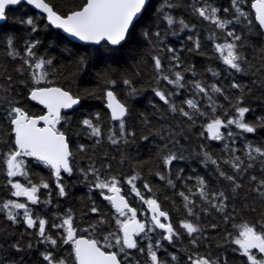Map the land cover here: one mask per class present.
<instances>
[{
    "label": "trees",
    "instance_id": "trees-1",
    "mask_svg": "<svg viewBox=\"0 0 264 264\" xmlns=\"http://www.w3.org/2000/svg\"><path fill=\"white\" fill-rule=\"evenodd\" d=\"M45 1L61 14L75 10L84 2ZM205 3L219 9V17L232 18L231 0H149L135 20L134 29L117 46L104 41L91 45L74 42L49 25L42 14L24 3L6 9L5 21L0 23V205L8 200L27 203L34 219L39 217L47 221L46 234L56 239L57 245L41 242V238L35 234L38 229L28 228L23 223V210H13L20 213L17 217L19 222L13 223L6 217L7 210L0 207V264H47L41 255L46 251H51L57 259L64 258L68 264H73L71 245L63 243L65 229L52 226L60 224L69 211L75 226L81 230L79 235L97 239L101 245L105 244L103 238L109 233L122 237L116 224L118 213L111 203L101 196V191L108 195V190H100L94 186L97 174L102 179L116 176L122 194L130 207L136 209L137 220L150 222L148 205L136 196L132 185L127 183L129 177L137 176L134 181L136 188L145 199L157 200L161 209L169 214V219L165 221L162 218V221L172 223L180 233L179 238L172 242L161 239L165 233L159 229L134 237L144 251L129 249L126 250L127 256L120 253L122 264H151L147 254L149 243L153 245L157 256L168 264H189L187 258L192 253L218 258L221 264H224V261L227 264H248L246 257L239 251H233L238 246L231 243L228 233L235 235L232 223H256L264 220V198L253 191L258 186L257 182L264 179V163L260 159L249 161L245 155L246 144L251 143L254 147L264 146V128H258L254 133H244L235 125L222 127L221 133L225 136L228 131L237 135L216 141L208 138L205 125L217 116L226 120L236 115V101L241 96L243 100L240 106L251 109L245 114L248 121L264 117V38L250 7L251 0H242L241 7L250 14L252 25L249 26L248 21L242 19L240 23L226 25L224 30L216 28L211 21L204 20L193 11V6L203 7ZM166 4H172L173 7H166ZM225 8L230 11L225 13ZM167 15L174 18L175 22L171 26L165 20ZM28 18L34 20L37 31L33 32L30 26L21 23ZM180 20L188 27L182 28ZM228 30H234L242 37L239 43L243 47L240 50L247 61L243 64V72H236L224 65L219 59V53L215 52L214 43L231 39L226 35ZM157 32L160 33L159 38L155 35ZM213 33L215 39H209ZM190 36L192 40L188 39ZM9 37L13 39L19 56L8 55L13 51L6 43ZM197 39L200 43L199 49L195 48L194 41ZM35 41L39 42L35 49L37 56L53 60L47 79L41 81L38 86H60L70 90L74 96H79L80 102L71 110H63L61 114L64 118L56 125L65 133L73 153L72 174L61 171L66 194H58L53 170L30 157L23 158L28 176L11 178L26 187L29 186V180L37 185L48 183L49 188L41 187L37 192L40 202L32 204L22 196L12 195L14 189L8 183L3 154L13 147L14 140L7 117L10 107L8 101L23 108L31 116L45 113L43 106L29 98L30 88L37 86L30 78V70H17L24 65L26 42ZM168 48L175 49V53L168 52ZM174 54L179 58L178 64L172 60ZM155 56L161 58L163 75L174 79V72H181V83L185 87L178 88L158 79L161 74L154 67ZM81 59L83 63H79ZM213 72L217 75H213ZM124 79H129L131 86L124 85ZM193 81H200L206 88L216 84L222 91L215 93L209 89V95L212 97L210 101L207 96L193 89ZM233 82L241 87L232 88ZM132 89H135L134 93ZM154 89L173 93L169 97L170 102L190 113L193 110L184 101L194 99L206 115L197 114L193 124L179 111L172 112L169 106L155 95ZM108 90L113 91L129 110L125 118L126 134L122 138L119 121L111 119L106 107L105 93ZM84 119H90L94 125H98L102 135L93 136L91 129L82 124ZM202 132L204 135H201ZM112 134H115L113 138L118 139L115 145L109 139ZM225 143L229 145L228 149L225 148ZM81 146L84 150H81ZM233 148L237 149L234 154L230 151ZM205 152L217 160L220 170L235 176L242 187L233 193L231 182L219 176L217 165L204 162ZM169 154L183 158L164 165L163 157ZM232 155L240 156L244 161L242 171L234 170L230 164L224 163ZM248 163L252 164L251 168L246 167ZM89 169H95L96 174ZM161 176L164 179H161ZM252 176L257 177V182L251 181ZM198 177L204 178L205 190L209 194L223 190L228 195L229 199L225 201L226 211L231 217L228 223L223 219L224 213L217 211L201 198ZM169 180L172 181L171 185L168 184ZM145 184L149 185L151 191L144 188ZM180 192L189 195V206L192 207L194 215H189ZM93 207L98 209L96 213L91 211ZM204 208L208 211H204ZM182 220H188L200 228L201 231L194 234L197 238L195 245L190 243L192 237L181 228ZM90 225L94 226V230ZM212 225L216 227L213 228ZM85 229L88 231H83ZM115 235L110 239L113 245ZM156 240H160L159 247L156 246ZM14 244H19L22 250H15L12 247ZM29 244L32 245L30 248ZM108 250L119 251L115 246ZM170 253H175L178 259L173 261ZM256 255L259 254L256 252Z\"/></svg>",
    "mask_w": 264,
    "mask_h": 264
},
{
    "label": "snow or ice",
    "instance_id": "snow-or-ice-1",
    "mask_svg": "<svg viewBox=\"0 0 264 264\" xmlns=\"http://www.w3.org/2000/svg\"><path fill=\"white\" fill-rule=\"evenodd\" d=\"M147 0H84L81 6L75 10H71L66 14L58 13L54 10L53 6H50L45 0H27L29 5H34L35 8L41 9L47 14V21L49 25L54 26L58 29H63V31L70 36L77 38L80 41L86 43L100 44L102 41L107 42L109 45H120L122 41L130 34L131 30L135 27V18L145 9ZM21 0H0V20L6 18V9L12 5H18ZM242 0H231L232 8V18L225 19L218 16V11L216 7H213L207 3L203 7L193 6V11L198 13L200 17L204 20L211 21L216 28L224 30L226 25L233 24L234 22L240 23L243 20L248 21V25H252V19L248 12L244 11L241 7ZM166 7H173L172 4H166ZM250 7L254 10L255 21L258 22L259 29L264 32V0H251ZM225 13H228L230 9H223ZM165 20L168 25L174 24V18L171 15L165 16ZM22 24H26L31 27V31H37V27L33 19L28 18L21 21ZM182 28H187L188 25L185 24L183 20H180ZM147 35V34H145ZM156 37H160V33H155ZM227 37L230 40H225L223 43H214L215 52L219 53V59L224 65L228 66L230 69L236 72H243V64L247 63L243 52L240 50L243 45L239 42L242 37L237 35L234 30H228L226 32ZM192 40L190 36L188 38ZM209 39H215V33L209 37ZM9 47L13 48V51L9 52L10 56H19L20 53L15 50L13 45V39L9 37L6 41ZM195 48H200L199 40L194 41ZM39 42H26L24 49V65L21 66L18 71L30 70V78L33 82L34 87L29 90V96L31 100L38 101L40 104L44 105L47 112L40 116H31L29 113L19 106H15L11 101H8L10 107L7 111V117L9 124L11 125V132L14 135V140L12 141L13 147L7 153H4L3 163L6 165V174L9 177L8 183L11 185L14 191L12 195L15 197L24 196L27 201L32 204H37L40 202L37 192L39 188H49L48 183H41L40 185L33 184L28 181L29 186H24L19 181H14L13 177L18 176H28L26 170L25 157L34 158L36 161L43 163L45 166L50 167L53 170V174L57 181L58 194L64 196L66 194L65 187L61 180V171L68 173L69 175L73 172V167L71 164V158L73 153L69 149L68 141L66 140L65 133L60 131L56 125L64 118L61 114L62 109H70L74 105L80 102L79 96H74L70 90H64L59 87H39L41 81L47 79L49 75L48 69L53 65L52 59H47L45 57H38L35 49L37 48ZM193 49H189L192 51ZM168 52L175 53V49L168 48ZM154 67L158 73V79H163L169 84L175 85L178 88H183L185 85L181 83L183 80V75L179 71L174 72V79H170L168 75H163L162 61L159 56L153 57ZM172 60L179 63V58L174 54ZM83 59L79 63H83ZM24 66H27L25 69ZM264 67V65H262ZM211 71V69H210ZM213 75H217L213 72ZM109 83H115V81H109ZM131 81L129 79H124L123 84L126 86H131ZM192 87L196 92L202 93L211 101L212 97L209 95V89L211 92L220 93L222 89L216 84H211L206 88L201 84L200 81H193ZM232 88H240L241 85L233 82ZM135 92V89H132ZM155 95L159 97L166 105L169 106L172 112H177L184 117H187L192 123H195L196 115L205 116L206 113L202 112L197 106V102L194 99H187L184 101L193 112L185 111L183 107L177 108L169 100V97L173 93H166L165 91L154 89ZM107 97V107L111 110V119L119 121L120 124V137L122 138L125 132V118L128 115V108L124 103L117 100L116 95L113 91L108 90L105 93ZM227 99V97H225ZM243 100V96L239 97L235 105L236 115L222 120L220 117H215L211 119L209 123L205 125V129L208 134V138L211 140L222 141L225 139H230L237 135L232 131L227 132V136L221 133V128H229L235 125L237 129L242 130L244 133H254L258 128H264V117H257L256 121H248L246 119V113L251 111L248 107L240 106V102ZM215 111V108H213ZM43 122V126H39L40 122ZM82 124L91 129V134L96 137L102 135V130L98 125H94L92 120L84 119ZM131 134V133H127ZM115 134L109 136L112 144H117L118 139L113 138ZM201 135H204L202 132ZM147 139V137H144ZM225 148L228 149L229 145L225 143ZM81 150L83 146H81ZM234 154L237 149H230ZM255 153V155H254ZM245 155L248 157L249 161H254L260 159L264 163V146H253L251 143L245 145ZM205 163H211L212 165H217V171L220 177L224 180L231 182V191L236 192L237 189L241 188L242 185L237 182V179L233 175H228L226 172L219 169L218 162L216 159H212L208 152L204 153ZM183 157H177L175 154H169L163 157L164 165H169L173 160L182 159ZM224 163L230 164L234 170L242 171V164L244 161L240 156L232 155ZM247 168H251L252 164L248 163ZM89 171L96 174L95 169H89ZM159 175V173H157ZM137 176H131L127 179V183L132 185V191L136 196L140 197L144 203H146L151 210L152 216L151 221L140 222L136 219L137 212L136 209L129 207V204L124 196L120 195L121 189L117 186L119 181L116 176L109 177L108 179H102L98 174L96 175L97 182L95 187L100 190L107 189L112 195H105L101 191V196L108 200L112 207L118 213L116 219V224L119 227V231L122 233L120 235H115L109 233L103 239L105 241L104 245H101L97 239L85 238L83 235H79V230L75 224L71 212L66 214L60 224L52 225L55 228L65 229V234L63 237L64 244L71 245V253L73 264H122V260L119 258L120 253H124L127 256L126 250L137 249L143 252L144 249L139 247L138 240L134 237L140 236L144 233L154 231L155 229H163L164 235L161 239L172 242L174 239H178L180 233L174 228L172 223L162 222L161 218L165 221L169 219L168 212L161 209L160 204L156 199L145 197L136 188L134 181ZM161 179H164L161 176ZM251 181L257 182V177L252 176ZM199 185V192L201 198L211 207L215 208L217 211L224 213L223 219L228 223L231 219L230 214L226 211L227 205L225 201L229 199L225 191L221 190L218 192H213L209 194L205 190V180L202 177L197 178ZM168 184H172L169 180ZM258 186L253 189L262 198H264V179H260L257 182ZM144 188L151 191L148 184L144 185ZM191 192V189H189ZM179 195L183 197L186 202L185 207L188 208L189 215H194L192 207L189 205L191 201L189 195L184 192H180ZM49 201H46V203ZM2 209L7 210L6 217L13 223H18L17 217L20 213L14 212L15 209L23 210L22 218L23 223L27 225L28 228H37L35 233L41 238V242H49L52 245H57V240L53 239L51 236L46 234L45 225L47 221L45 219L36 217L34 219L33 213L29 208L27 203H20L15 200H8L0 205ZM93 213L98 211L97 208L93 207L91 209ZM204 211H208L204 208ZM130 213L131 215H127ZM119 217H126L125 219H120ZM104 223V221H100ZM181 228L186 231L189 237H192L190 243L195 245L197 243V238L194 234L200 232V228L194 225L188 220H182L180 224ZM232 228L235 230V235L233 233H228V237L231 239V243L237 245L238 248H234L233 251H239L240 254L246 257L248 264H264V220L257 221L256 223H251L244 221L241 223H232ZM259 226V227H258ZM213 228L216 225H212ZM90 228L94 226L90 225ZM83 231H88L87 229ZM115 235V245L110 242L111 237ZM32 245L29 244L30 248ZM118 247L119 251H111L113 247ZM156 246H160V240H156ZM12 247L21 251L19 244H14ZM255 250V251H253ZM256 252L261 254L259 257ZM147 254L150 258L151 264H168L167 261L161 260L157 256V252L153 250V245L149 243ZM42 258L47 264H68L67 260L64 258L57 259L51 251H46L41 253ZM171 259L173 261L177 260L175 253H170ZM189 264H221V261L213 259L210 255L203 256L199 253H192L188 256ZM224 264H227L224 261Z\"/></svg>",
    "mask_w": 264,
    "mask_h": 264
},
{
    "label": "water",
    "instance_id": "water-1",
    "mask_svg": "<svg viewBox=\"0 0 264 264\" xmlns=\"http://www.w3.org/2000/svg\"><path fill=\"white\" fill-rule=\"evenodd\" d=\"M148 1L149 0H147V2H146V4L148 3ZM46 2V1H45ZM21 3H24V4H26V5H28L30 8H32L33 10H35V11H37L38 13H40V14H42L44 17H45V20L47 21V14L46 13H44L41 9H37V8H35V6L34 5H29L28 3H27V0H21ZM20 3V4H21ZM19 5V4H18ZM18 5H12V6H9L8 8H10V7H16V6H18ZM51 6V5H50ZM144 10V9H143ZM143 10H142V12H143ZM141 12V13H142ZM253 12H254V10H253ZM141 13L140 14H138V16L135 18V20L141 15ZM254 17H255V14H254ZM5 21V19L4 20H0V23H2V22H4ZM47 23H48V21H47ZM258 23V22H257ZM49 24V23H48ZM54 29H57V30H59L63 35H65L68 39H70V40H72V41H74V42H77V43H80V44H85V45H91V44H94V43H86V42H83V41H80V40H78L77 38H74V37H72V36H70L69 34H67V33H65L64 31H63V29H58V28H56V27H54V26H52ZM263 38H264V32H263ZM123 42V41H122ZM121 42V43H122ZM112 46H117V45H112ZM43 87H59V88H62V87H60V86H43ZM63 89V88H62ZM65 90V89H64ZM29 98H30V96H29ZM117 98V97H116ZM105 100H106V107H107V97L105 96ZM117 100H118V98H117ZM34 101V100H33ZM118 101H120V100H118ZM35 102H37V103H39L38 101H35ZM121 102V101H120ZM122 103V102H121ZM40 104V103H39ZM40 105H42V104H40ZM79 105V103L78 104H76V105H74L72 108H70V109H62V110H71V109H73V108H75V107H77ZM44 108H45V106L44 105H42ZM46 109V108H45ZM107 109H108V111H109V113H110V116H111V110L107 107ZM61 110V111H62ZM47 112V109H46V111H45V113ZM44 113V114H45ZM41 115H43V114H41ZM40 116V115H39ZM39 126H43V122L41 121L40 122V124H39ZM66 136V135H65ZM66 140H67V137H66ZM68 141V140H67ZM69 144V143H68ZM69 149H70V146H69ZM71 151V150H70ZM63 171V170H62ZM119 187V186H118ZM120 188V187H119ZM109 195H112V193H110ZM120 195H122V196H124L122 193H121V191H120ZM125 197V196H124ZM126 199V198H125ZM127 200V199H126ZM128 202V201H127ZM129 204V203H128ZM129 207H130V205H129ZM150 215L152 216V213H151V210H150ZM161 220H162V218H161ZM160 230H163V229H160ZM85 237V236H84ZM85 238H88V237H85Z\"/></svg>",
    "mask_w": 264,
    "mask_h": 264
},
{
    "label": "rangeland",
    "instance_id": "rangeland-1",
    "mask_svg": "<svg viewBox=\"0 0 264 264\" xmlns=\"http://www.w3.org/2000/svg\"><path fill=\"white\" fill-rule=\"evenodd\" d=\"M21 197V196H20ZM22 197H24V196H22ZM26 200H27V198L26 197H24ZM17 202H20L19 200H16ZM21 203V202H20ZM254 251V250H253ZM258 253V252H257ZM259 254V253H258ZM261 254H259V255H257L258 257L260 256Z\"/></svg>",
    "mask_w": 264,
    "mask_h": 264
}]
</instances>
